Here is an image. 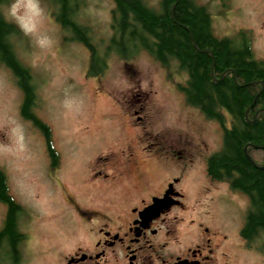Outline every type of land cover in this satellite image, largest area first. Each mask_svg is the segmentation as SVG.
I'll list each match as a JSON object with an SVG mask.
<instances>
[{
	"label": "rangeland",
	"instance_id": "rangeland-1",
	"mask_svg": "<svg viewBox=\"0 0 264 264\" xmlns=\"http://www.w3.org/2000/svg\"><path fill=\"white\" fill-rule=\"evenodd\" d=\"M50 1L11 0L1 9L4 18L20 29L10 36V41L16 57L32 75L36 94L32 110L52 129L62 159V168L51 179L46 172L43 134L20 114L23 92L11 70L0 63V170L6 177L9 194L25 211L20 226L24 234H29L31 264H52L53 247L59 240L58 227L74 217L68 196H81L90 201L82 168L72 161L85 160L94 151L101 153L120 143L123 137H131L120 105L125 92L127 97L134 93L139 100L153 95V111L165 112L161 123L168 128L185 129L189 135L196 130L219 149L223 143V127L214 123L215 120L196 117L194 110L186 108L182 92L171 85L185 83L186 79V73L174 61L173 66L163 67L134 42L127 57L106 52V48L102 50L106 69L97 78L90 76L88 51L71 38L69 31L63 30L55 17L58 6ZM79 1L83 4L74 6V18L90 28L95 51L106 47L111 35L114 1ZM198 1L206 4L212 16L215 36L233 39L237 29H246L252 34L254 56L264 60V0ZM13 3L19 4L15 16L11 13ZM28 3L35 4V8H28ZM148 3L157 7L155 0ZM124 62L132 66L131 75L125 71ZM225 118L229 125V117ZM119 149L113 147V154L121 155ZM253 155L257 153L254 151ZM201 168L199 163L191 173ZM160 172L157 164H149L143 166L140 174L156 179ZM242 193L226 192L235 204L244 207L249 199ZM219 203L229 204L230 200L221 198ZM2 210L0 204V215Z\"/></svg>",
	"mask_w": 264,
	"mask_h": 264
},
{
	"label": "flooded vegetation",
	"instance_id": "flooded-vegetation-1",
	"mask_svg": "<svg viewBox=\"0 0 264 264\" xmlns=\"http://www.w3.org/2000/svg\"><path fill=\"white\" fill-rule=\"evenodd\" d=\"M159 4L157 0L155 10L162 13ZM244 39L250 41L248 35ZM124 67L129 75L132 66L124 62ZM133 95L125 92L120 103L131 137L72 161L82 168L90 201L68 196L74 217L58 227L52 264H264V228L245 232L247 213L226 194L233 192L229 183L208 172L207 162L217 145L211 146L196 130L189 135L185 129L168 128L161 123L165 112L153 111V95L140 100ZM51 131H43V142L47 176L53 179L62 159ZM115 146L121 155L113 154ZM199 163L201 171L191 173ZM149 164L160 167L158 178L140 174ZM159 198L166 199L157 210L144 212ZM221 198L230 203H219ZM0 204L1 232L10 206ZM13 214L19 216L20 235L14 248L8 236L0 238V264H31L20 207Z\"/></svg>",
	"mask_w": 264,
	"mask_h": 264
},
{
	"label": "trees",
	"instance_id": "trees-1",
	"mask_svg": "<svg viewBox=\"0 0 264 264\" xmlns=\"http://www.w3.org/2000/svg\"><path fill=\"white\" fill-rule=\"evenodd\" d=\"M10 1L0 0V63L11 70L23 92L21 115L42 132L47 131L48 125L32 110L36 104L32 75L18 60L8 39L20 31L2 14L3 5ZM52 1L60 3L56 18L63 30L69 31L71 38L91 51L88 73H100L104 59L95 51L90 28L74 18L73 5L80 7L83 3L79 0ZM159 1L162 13L149 6L146 0H114L113 36L108 47L127 57L129 47L136 42L164 66L168 67L175 60L178 68L187 72L185 84L178 85L185 100L223 127V145L209 157L208 172L216 179L228 181L232 188L249 197L245 232L264 228V63L251 57L250 47L243 40L236 44L229 37L215 36L212 16L205 4L198 0ZM225 111L231 115L229 127ZM254 151L257 156L253 155ZM0 201L10 206L0 238L8 236L14 248L20 234L16 222L19 216L13 211L20 206L8 194L2 170Z\"/></svg>",
	"mask_w": 264,
	"mask_h": 264
},
{
	"label": "clouds",
	"instance_id": "clouds-1",
	"mask_svg": "<svg viewBox=\"0 0 264 264\" xmlns=\"http://www.w3.org/2000/svg\"><path fill=\"white\" fill-rule=\"evenodd\" d=\"M26 6L28 8H33V9L35 8V4H32V3H28ZM18 7H19V4H17V3H13V5L11 6V13L13 16L16 15V10Z\"/></svg>",
	"mask_w": 264,
	"mask_h": 264
},
{
	"label": "bare ground",
	"instance_id": "bare-ground-1",
	"mask_svg": "<svg viewBox=\"0 0 264 264\" xmlns=\"http://www.w3.org/2000/svg\"><path fill=\"white\" fill-rule=\"evenodd\" d=\"M56 13H57V10L55 11V17H56ZM225 115H226V117L228 116V117H229V119H231V115H230V113H229V112H226V111H225Z\"/></svg>",
	"mask_w": 264,
	"mask_h": 264
},
{
	"label": "water",
	"instance_id": "water-1",
	"mask_svg": "<svg viewBox=\"0 0 264 264\" xmlns=\"http://www.w3.org/2000/svg\"><path fill=\"white\" fill-rule=\"evenodd\" d=\"M249 159H250V158H249ZM161 200H163V199H159L158 201H161ZM158 203H159V202H154V204H153V206H151V208H152V207H157L156 204H158ZM148 209H149V208H148Z\"/></svg>",
	"mask_w": 264,
	"mask_h": 264
}]
</instances>
